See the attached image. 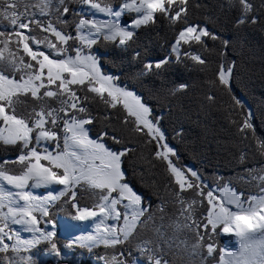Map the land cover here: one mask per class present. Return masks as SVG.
Masks as SVG:
<instances>
[{
  "label": "snow or ice",
  "instance_id": "obj_1",
  "mask_svg": "<svg viewBox=\"0 0 264 264\" xmlns=\"http://www.w3.org/2000/svg\"><path fill=\"white\" fill-rule=\"evenodd\" d=\"M225 3L229 8H238L236 25L256 23L251 0ZM78 4L81 8L75 12L74 28L69 29L66 0H0V18L8 25L0 30V144L18 149L14 160L0 164V253H5L0 264H45L30 255L16 259L21 252H39L40 245H46L43 253L56 264H69L57 243L59 231L50 213L61 198L65 205L71 203L68 215L72 221L93 224L92 232L69 237L64 248L102 245L114 250L110 257H100L104 264H129L122 251L116 249L135 236L149 209L124 180L122 165L130 150L121 144L120 137L104 128L97 138H90L86 126L95 120L89 105L97 98L107 109L121 107L122 124L146 136V142L156 141L152 155L162 161L174 185L170 191L173 203L178 205V216L173 224L191 234L184 244L194 260L199 264H207L209 259L212 264H264V163L245 169L246 177H240L254 183L258 194H249L245 199L242 192L225 183L216 186L220 195H215L198 171L172 161L175 152L153 122L150 108L133 91L120 87L117 76L104 73L100 58L90 51L100 38L127 51L135 42L137 30L155 24L159 15L175 31L170 51L163 58L142 61L137 74H160L173 57L176 63H182L183 57L205 66L206 59L193 50V45L208 51L207 41H216L218 34L206 24L189 20V0H120L118 6L112 0H78ZM260 8L264 9V0H260ZM97 13L107 18L97 19ZM123 13L133 14L132 18L122 20ZM139 55L133 50L132 59L138 60ZM233 67L221 61L215 80L209 83L227 90L235 109L241 107V102L231 95ZM186 87L180 83L172 91ZM25 96L35 103L26 106V114L18 113L17 106L26 103L21 99ZM207 99L215 97L209 95ZM236 126L245 138L252 131L256 150L264 157V138L255 136L250 117L242 116ZM105 137L121 145L120 149L109 148L103 142ZM9 164L19 171H12ZM50 185L60 186L59 190H47ZM35 188H45L46 195H34L30 189ZM78 190L89 194L91 207L79 204ZM105 220L115 223L106 224ZM10 224L31 233V238L22 239ZM40 224L51 228L38 227ZM222 235L235 241V250L217 243ZM148 243L137 246L141 255H146L147 264H168L157 255L159 245L153 250ZM9 251L11 256L7 255ZM131 264L138 262L133 259Z\"/></svg>",
  "mask_w": 264,
  "mask_h": 264
},
{
  "label": "trees",
  "instance_id": "obj_2",
  "mask_svg": "<svg viewBox=\"0 0 264 264\" xmlns=\"http://www.w3.org/2000/svg\"><path fill=\"white\" fill-rule=\"evenodd\" d=\"M66 2L70 8V13L66 15L71 29L75 23L74 11L80 5L78 0ZM119 2L120 0H112L117 6ZM251 2L254 5L252 14L257 17L256 23L236 25L238 8L227 7L225 0H189V20L206 24L208 29L219 36L216 41H207L208 51L193 45V50L199 51L206 59L205 66L184 60L183 57L182 63H176L173 57V62L165 66L160 74H137L142 68V61L163 58L170 51L175 31L159 15L155 24L137 30L135 42L127 51L118 49L114 43L105 42L102 38L91 49L100 58L103 71L117 76L119 84L131 89L150 108L153 122L162 130L165 143L175 152L170 157L175 164L182 168L191 166L200 175L202 172L207 174L208 176L202 177L206 185L220 187L228 183L237 192H243L239 177L244 175L245 169L258 168L264 163V157L256 150L252 131L245 138L237 131L236 126V122L247 115L253 124L255 136L264 138V9L260 8V0ZM197 4L198 8L195 7ZM130 18L131 14L123 16L124 21ZM7 27V22L0 24V30ZM224 41H227L226 45ZM133 50L140 53L138 60L132 59ZM221 61L234 66L230 88L231 95L241 102L240 108H233L227 90L209 83L215 80V72ZM180 83L187 87L173 92L172 89ZM209 95L215 99L208 100ZM21 99L26 103L19 104L17 111L26 114V106L31 107L35 102L30 96ZM89 106L90 114L95 120L94 124L88 125L90 136L97 138L99 131L107 128L120 137L123 146L129 148L122 165L124 180L143 198L144 206L149 209L142 218L144 224L136 230L135 236L125 245L118 246L116 251H122L129 264L133 259L147 264L146 255L142 256L137 247H143V242L147 241L148 247L153 250L159 245L157 255L168 264H199V260L193 259L189 254L190 249L184 244L186 236L191 234L175 228L173 224L178 216V205L173 203L170 191L174 185L170 182L171 178L162 161L156 160L152 155L156 142H146V136L142 137L131 131L130 125L126 127L122 124L124 113L121 107L107 109L98 98L90 101ZM106 115L107 119L104 118ZM158 116L160 119L156 121ZM102 139L109 148L119 150L121 147L106 137ZM16 155V146L0 144V163L14 160ZM10 169L19 171L18 168ZM255 188L253 186V192ZM187 195L191 196V193ZM77 200L81 206H92V199L87 192L78 190ZM71 211V203L65 205L63 198L50 208L55 219L57 216L70 219L68 213ZM56 240L64 256L85 264H100L98 261L101 256L109 257L114 254L113 249L103 246L90 250L75 246L66 249L64 242ZM217 243L223 246L222 238ZM45 246H38L39 252L33 249L29 253H20L16 259L23 255L36 259L43 254ZM3 256L0 254V258ZM207 264H212L211 259Z\"/></svg>",
  "mask_w": 264,
  "mask_h": 264
},
{
  "label": "rangeland",
  "instance_id": "obj_3",
  "mask_svg": "<svg viewBox=\"0 0 264 264\" xmlns=\"http://www.w3.org/2000/svg\"><path fill=\"white\" fill-rule=\"evenodd\" d=\"M24 1H30V3H32V2H34V0H22V2L23 3H25ZM0 10H2V9H0ZM21 10H23V8H21ZM77 11H79V9H77L76 11H74V14H75V12H77ZM131 15H133V14H131ZM2 22H6V21H4L3 20V18H0V24L2 25ZM54 39V38H53ZM34 47V46H33ZM91 51V50H90ZM102 71H103V69H102ZM104 72V71H103ZM104 73H106V74H110V73H108V72H104ZM16 78H18V75H17V77ZM119 84V83H118ZM119 86L120 87H123V88H126L127 90H129V91H132L131 89H129V88H127V87H125V86H123V85H121V84H119ZM137 95V94H136ZM159 117V119H160V116H158ZM159 119L157 120L156 119V121H159ZM155 123V122H154ZM156 125H157V123H155ZM158 126V125H157ZM86 127H88V126H86ZM159 127V126H158ZM160 128V127H159ZM161 130V129H160ZM161 132H162V130H161ZM163 133V132H162ZM91 137V136H90ZM156 142V141H155ZM61 146H62V142H61ZM169 146V145H168ZM170 147V146H169ZM171 148V147H170ZM9 161H11V160H9ZM4 163V162H3ZM0 164H2V163H0ZM7 167H9V168H18V167H16V166H14V165H11V164H9V165H7ZM184 169H192V170H195L193 167H191V166H184L183 167ZM202 176L201 177H205V175L206 176H208L207 174H205L204 172H202V174H201ZM211 176V175H210ZM209 176V177H210ZM242 176H245L246 177V173H244V175H242ZM241 176V177H242ZM239 179H240V177H239ZM204 181V180H203ZM205 184H206V182H204ZM240 183H241V187H242V189H243V194H244V198L246 199V197H247V195H249V194H258V189L257 188H255V190H254V192L252 191L253 190V186H255V184L253 183V184H250V183H248V180H247V178H245V179H240ZM220 187H223V186H220ZM212 189L214 190V194L215 195H217V196H219L220 195V193H219V191L218 190H216V187H212ZM234 190V189H233ZM69 220H71V219H69ZM72 221V220H71ZM75 222V221H74ZM105 223L106 224H111V223H115V221H112V220H105ZM74 225V224H73ZM93 225V224H92ZM9 227L12 229V231H14V225H9ZM88 231V230H87ZM93 231V226H92V228H91V232ZM20 237L22 238V239H30L31 238V236H22V235H20ZM57 238V237H56ZM222 238V240H223V246H226L229 250H235V248H236V246H235V243H234V240H228L226 237H223V235L220 237V239ZM57 239H59L60 241H62V242H64L65 244L67 243V241L66 240H63V239H61V238H57ZM219 240V239H218ZM6 242H8V243H11L10 241H7V239H6ZM98 246H102V245H98ZM98 246H95V247H93V248H96V247H98ZM75 247H78V246H75ZM80 248V247H79ZM93 248H91V249H93ZM84 249H88V248H84ZM33 250V249H32ZM32 250H30V251H32ZM88 250H90V249H88ZM9 253H11L10 251H9ZM21 253H24V252H21ZM0 254H3V255H5V253H0ZM42 254V253H41ZM108 256V255H107ZM111 256V255H110ZM109 256V257H110ZM64 257H66V259L69 261V264H85L84 262H81V261H75V258H71L70 256H64ZM47 258H49V259H47ZM18 261H19V259H17ZM36 260H39V261H44L45 262V264H56V261H55V259H53L52 257H50V256H48V255H45L44 253L42 254V255H40L39 257H37L36 258ZM137 261V260H136ZM100 264H104V261L103 260H99L98 261ZM138 262V264H141L140 263V261H137ZM89 264V263H88ZM91 264V263H90ZM92 264H96L95 262H93Z\"/></svg>",
  "mask_w": 264,
  "mask_h": 264
},
{
  "label": "crops",
  "instance_id": "obj_4",
  "mask_svg": "<svg viewBox=\"0 0 264 264\" xmlns=\"http://www.w3.org/2000/svg\"><path fill=\"white\" fill-rule=\"evenodd\" d=\"M80 8H81V6L78 8L79 11H80ZM84 14L87 15V13H84ZM128 14H130V13H123L122 14V20H123V16L128 15ZM95 18L106 19L107 17L101 13H97V14H95ZM3 186L7 187L6 185H3ZM59 187L60 186L50 185V186H48L47 190H53V189L59 190ZM30 191H32L34 195H39V196L46 195L45 188H35V189H30ZM36 215L39 216L38 213ZM55 223L57 224V228L59 231V235L57 236V238H61V239L66 240V241L69 237H75L78 235H82L84 233H90L91 228L93 226L91 221H84V222L75 221L74 222V221H71L69 219L59 217V216L56 217ZM10 225H14V232H18L19 235H22V236L25 235L28 237L31 236V233L24 232L19 225H15V224H10ZM38 227L49 228V229L51 228V226L44 225V224H40V225H38ZM234 243H235V241H234ZM235 246H236V244H235Z\"/></svg>",
  "mask_w": 264,
  "mask_h": 264
},
{
  "label": "bare ground",
  "instance_id": "obj_5",
  "mask_svg": "<svg viewBox=\"0 0 264 264\" xmlns=\"http://www.w3.org/2000/svg\"><path fill=\"white\" fill-rule=\"evenodd\" d=\"M90 138H92V137H90Z\"/></svg>",
  "mask_w": 264,
  "mask_h": 264
}]
</instances>
